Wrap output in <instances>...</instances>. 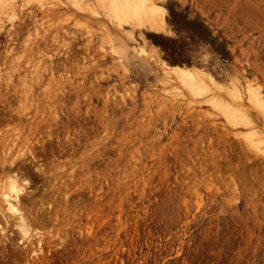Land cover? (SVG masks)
<instances>
[{"label": "rangeland", "instance_id": "obj_1", "mask_svg": "<svg viewBox=\"0 0 264 264\" xmlns=\"http://www.w3.org/2000/svg\"><path fill=\"white\" fill-rule=\"evenodd\" d=\"M9 1L0 141L25 159L38 141L51 172L31 178L49 224L22 240L42 264H264V152L210 102L243 109L264 141L245 89L264 97V0H156L158 29L96 0ZM176 66L223 88L191 95ZM7 245L0 263L24 264Z\"/></svg>", "mask_w": 264, "mask_h": 264}, {"label": "bare ground", "instance_id": "obj_2", "mask_svg": "<svg viewBox=\"0 0 264 264\" xmlns=\"http://www.w3.org/2000/svg\"><path fill=\"white\" fill-rule=\"evenodd\" d=\"M9 3H10L9 0H0V12L3 13V15L5 16L7 12L8 13L10 12V9H7V6L9 5ZM96 3L97 5H99L102 12L108 16V18L109 17L114 18V20H116L118 24H123L126 22H133V23H137L138 26H149L151 27V29L152 28L158 29L164 25L163 17H162V9H161V6L157 4L156 0H96ZM91 11L93 10L91 9ZM174 69L173 70L175 71V76L177 77L176 79H178L180 83H182L183 86L187 88V90L189 91L191 95H199L205 92L207 93L208 88L209 89L212 88L215 90L223 88L213 77H211L208 74L204 75L206 77L204 78L203 75H199L196 72L193 73L191 72V69L186 68V67L176 66ZM233 88L235 90H233ZM233 88L230 89V90H233L230 92L232 96L236 98L237 96H239V92H238V89L234 87V85H233ZM247 88L245 89L247 90L248 99L255 107L256 112L260 114L261 121L264 124V97L261 96L259 92L256 91L255 89L251 87H247ZM215 96H213V98H215ZM235 98L232 99V102H234L233 100H235ZM217 99L210 100L211 105L214 107V109L216 108L215 110H219V112L223 114L222 116L225 117L228 123H230L233 127L244 126V128H247L248 131L245 132L246 133L245 136L249 140L250 145H253L256 151L259 150V151L264 152V141L259 138L260 132L257 130V128H255L256 126L255 122L247 114V112L245 113L243 109L235 108L232 105L225 103L226 101L221 102ZM242 107L244 108V106ZM35 142L37 143V145L39 144L38 141H35ZM32 143L29 148L28 146L25 145L26 149L28 148L29 150L28 154L30 155V157L28 156L30 160H27L29 158L27 159L24 158V154L22 152L23 150L20 151L22 152V154L20 153L21 156L19 155V152L16 149V146L19 143H15V140H13L12 143L10 141L11 145H8L9 147L11 146L10 148H7L6 140L0 141V251L4 250L7 244L13 245L14 247L16 246L15 247L16 251H13V252L10 251L11 253L10 254L8 253L9 256L5 259V260L7 259L8 260L4 261L6 263L9 262V260H10L9 263H11V261L16 260V258L18 257L20 258L22 257L23 261L22 260L21 261L24 264H42L44 260L46 261V256L42 253V251H40L42 254L41 255L42 257H39L40 254L37 253L38 248L37 250L33 249L32 244L30 246H27L29 244L26 245L22 241L24 239L23 236H25L29 232L28 228L35 227L36 229L37 227L44 226L48 222L51 216V214L49 215L50 211L48 212L49 209H47V212H46L44 209H42L41 205L39 206L38 209H36L38 200H41L40 197L43 198L42 196L43 194H40L41 196L38 197L37 195L39 194L37 193L38 191H36V189L38 188L33 189L31 187V181H33L31 178L37 176V174H34L33 172L39 173V175H41V178H44L45 181H49L47 179L50 178L51 172L46 171L45 167L44 169H42L43 167L42 168L39 167L42 165H39L37 168L35 167L36 166L35 164L37 162V161L35 162V159H36L35 149L37 145L36 146L32 145ZM50 144L51 143H49V145ZM40 145L41 147H43V143ZM4 149H5V152H4ZM15 149L18 153L15 152ZM21 149H25V148H21ZM50 152H51V149L49 150V153ZM42 164L44 165V163ZM31 168H35L34 169L35 171ZM46 216L49 218H47ZM15 227H17V231H19L20 236H21L20 238H17V239H14L16 237L15 233H11L12 232L11 228L15 229ZM40 241H37V243L39 242V245H40ZM41 247L43 246L41 245ZM1 256L2 255L0 254V257ZM39 258H42V259H39Z\"/></svg>", "mask_w": 264, "mask_h": 264}]
</instances>
